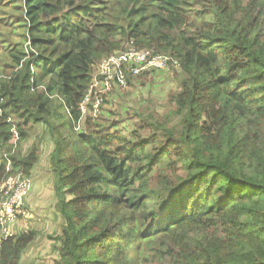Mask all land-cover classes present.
<instances>
[{
    "label": "trees",
    "instance_id": "obj_1",
    "mask_svg": "<svg viewBox=\"0 0 264 264\" xmlns=\"http://www.w3.org/2000/svg\"><path fill=\"white\" fill-rule=\"evenodd\" d=\"M21 9L0 74V181L9 118L18 144L24 126L43 124L61 227L52 262L21 261L30 230L2 241L0 264H264V0H22ZM129 41L178 67L169 117L134 111L127 134L78 128L97 119L80 110L97 64ZM151 71L124 73L125 87ZM121 89L102 92L97 114ZM38 156L35 144L9 157L29 174Z\"/></svg>",
    "mask_w": 264,
    "mask_h": 264
},
{
    "label": "rangeland",
    "instance_id": "obj_2",
    "mask_svg": "<svg viewBox=\"0 0 264 264\" xmlns=\"http://www.w3.org/2000/svg\"><path fill=\"white\" fill-rule=\"evenodd\" d=\"M21 6L22 0H0L1 75L9 74L6 68L7 56L3 53L4 46H7L10 40L17 42L21 37L17 19V16L22 14ZM26 40L23 44L24 50L28 44ZM181 78L182 75L177 66L169 67L165 71H151L142 74L132 79L128 86L119 91L117 96L112 97L110 94L102 102L103 114L93 115L91 107L89 115L97 119L88 128L83 126L84 120L81 119L78 128L88 132L92 128L99 129L102 126L101 132L103 133L118 131L127 134L133 128L134 122H138L130 118L134 111L147 118L165 120L173 109V105L168 102L167 94L178 89V79ZM16 122L19 120H15ZM45 128L43 124L28 123L24 126L25 138L19 144L17 142L16 148V152L19 151V154L23 156L31 146L37 144L39 152L37 162L29 174H26L32 181L25 205L30 211V216H20L17 224L12 227L13 234L30 230L37 231L34 239L22 253L23 263H49L57 256L55 248L58 242L55 237L60 233L61 218L56 210V195L53 190L54 176L49 165V152L52 144L49 132ZM44 130L47 133L45 136H43ZM15 169L20 170L19 167Z\"/></svg>",
    "mask_w": 264,
    "mask_h": 264
},
{
    "label": "built area",
    "instance_id": "obj_3",
    "mask_svg": "<svg viewBox=\"0 0 264 264\" xmlns=\"http://www.w3.org/2000/svg\"><path fill=\"white\" fill-rule=\"evenodd\" d=\"M176 65H178L176 63ZM164 71L169 69L167 57L151 48L134 46L132 41L127 43L126 49L105 56L96 66L87 93L80 105L82 114H90L86 105L92 102V114L98 112L102 101V92L124 88L126 81L124 73L138 75L144 69ZM102 90V91H101ZM12 127V148L3 154V177L0 181V245L3 240L12 236V227L17 224L19 217L30 216L25 207L26 198L31 189V179L20 170L15 169L10 155L16 152L18 132L13 119L8 120Z\"/></svg>",
    "mask_w": 264,
    "mask_h": 264
},
{
    "label": "bare ground",
    "instance_id": "obj_4",
    "mask_svg": "<svg viewBox=\"0 0 264 264\" xmlns=\"http://www.w3.org/2000/svg\"><path fill=\"white\" fill-rule=\"evenodd\" d=\"M25 42V41H24ZM24 56V55H23ZM16 58H19V57H16ZM8 60V59H7ZM19 60V59H18ZM15 61V60H14ZM16 65V64H15ZM36 87V86H35ZM1 143V142H0Z\"/></svg>",
    "mask_w": 264,
    "mask_h": 264
}]
</instances>
